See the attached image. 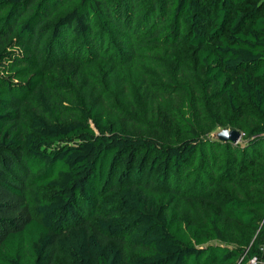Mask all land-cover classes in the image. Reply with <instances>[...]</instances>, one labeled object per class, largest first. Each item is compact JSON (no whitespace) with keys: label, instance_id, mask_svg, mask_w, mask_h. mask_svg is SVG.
I'll return each mask as SVG.
<instances>
[{"label":"trees","instance_id":"1","mask_svg":"<svg viewBox=\"0 0 264 264\" xmlns=\"http://www.w3.org/2000/svg\"><path fill=\"white\" fill-rule=\"evenodd\" d=\"M253 258L264 0H0V264Z\"/></svg>","mask_w":264,"mask_h":264},{"label":"water","instance_id":"2","mask_svg":"<svg viewBox=\"0 0 264 264\" xmlns=\"http://www.w3.org/2000/svg\"><path fill=\"white\" fill-rule=\"evenodd\" d=\"M214 137L218 140V141H223V142H232V143H239L242 137L241 132L237 131V130H221L218 131L214 134Z\"/></svg>","mask_w":264,"mask_h":264},{"label":"built area","instance_id":"3","mask_svg":"<svg viewBox=\"0 0 264 264\" xmlns=\"http://www.w3.org/2000/svg\"><path fill=\"white\" fill-rule=\"evenodd\" d=\"M249 264H264V261H260L257 258H253Z\"/></svg>","mask_w":264,"mask_h":264},{"label":"rangeland","instance_id":"4","mask_svg":"<svg viewBox=\"0 0 264 264\" xmlns=\"http://www.w3.org/2000/svg\"><path fill=\"white\" fill-rule=\"evenodd\" d=\"M215 134V133H214Z\"/></svg>","mask_w":264,"mask_h":264}]
</instances>
